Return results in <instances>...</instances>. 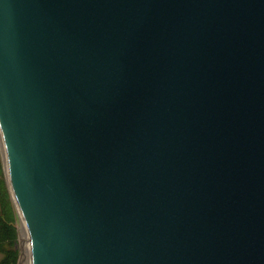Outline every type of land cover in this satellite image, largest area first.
<instances>
[{
  "label": "water",
  "instance_id": "water-1",
  "mask_svg": "<svg viewBox=\"0 0 264 264\" xmlns=\"http://www.w3.org/2000/svg\"><path fill=\"white\" fill-rule=\"evenodd\" d=\"M0 135L31 264H264V0H0Z\"/></svg>",
  "mask_w": 264,
  "mask_h": 264
},
{
  "label": "rangeland",
  "instance_id": "rangeland-1",
  "mask_svg": "<svg viewBox=\"0 0 264 264\" xmlns=\"http://www.w3.org/2000/svg\"><path fill=\"white\" fill-rule=\"evenodd\" d=\"M1 210H5L7 212L8 218L12 220L13 224L17 227L18 233L23 236L22 229L24 224L20 218L17 205L10 189L6 172V160L0 136V211ZM18 246L20 249V242H18ZM1 257L2 255L0 254V259ZM19 264H31V260H28L26 251L22 261Z\"/></svg>",
  "mask_w": 264,
  "mask_h": 264
},
{
  "label": "trees",
  "instance_id": "trees-1",
  "mask_svg": "<svg viewBox=\"0 0 264 264\" xmlns=\"http://www.w3.org/2000/svg\"><path fill=\"white\" fill-rule=\"evenodd\" d=\"M19 233L5 210L0 211V264H18L20 249Z\"/></svg>",
  "mask_w": 264,
  "mask_h": 264
},
{
  "label": "bare ground",
  "instance_id": "bare-ground-1",
  "mask_svg": "<svg viewBox=\"0 0 264 264\" xmlns=\"http://www.w3.org/2000/svg\"><path fill=\"white\" fill-rule=\"evenodd\" d=\"M1 134V133H0ZM1 136V135H0ZM2 142V140H1ZM2 146H3V143H2ZM3 150H4V155H5V149H4V146H3ZM6 165H7V162H6ZM24 224V223H23ZM22 235L25 237V238H28V233H27V229L25 226H23V229H22ZM25 251L28 255V260L30 259V249H29V245L26 244L25 246Z\"/></svg>",
  "mask_w": 264,
  "mask_h": 264
}]
</instances>
